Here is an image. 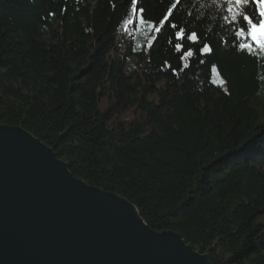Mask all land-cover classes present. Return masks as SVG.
Returning a JSON list of instances; mask_svg holds the SVG:
<instances>
[{"label": "trees", "instance_id": "obj_1", "mask_svg": "<svg viewBox=\"0 0 264 264\" xmlns=\"http://www.w3.org/2000/svg\"><path fill=\"white\" fill-rule=\"evenodd\" d=\"M221 2L0 0V125L210 264H264V53Z\"/></svg>", "mask_w": 264, "mask_h": 264}, {"label": "water", "instance_id": "obj_2", "mask_svg": "<svg viewBox=\"0 0 264 264\" xmlns=\"http://www.w3.org/2000/svg\"><path fill=\"white\" fill-rule=\"evenodd\" d=\"M0 264H210L155 232L118 195L77 180L54 151L0 125Z\"/></svg>", "mask_w": 264, "mask_h": 264}, {"label": "snow or ice", "instance_id": "obj_3", "mask_svg": "<svg viewBox=\"0 0 264 264\" xmlns=\"http://www.w3.org/2000/svg\"><path fill=\"white\" fill-rule=\"evenodd\" d=\"M213 3L216 4L217 0H213ZM136 6L137 0H132V12L134 14L137 11ZM219 7L221 11L226 13L223 20L232 29L234 46L241 53L248 55H254L257 51L264 53V0H222ZM139 11L142 13L144 10L140 9ZM171 14L172 9L170 8L169 12L165 14L164 20H167ZM164 20H161L160 23L163 24ZM139 22L145 23L143 16L139 17ZM148 27L152 28L153 24L148 23ZM156 31L159 32L160 28H156ZM176 35L180 38L185 35V32L180 29ZM187 39L193 43H199L198 35L195 32L188 34ZM179 47L180 45H177L178 49ZM199 51L201 55L207 56L213 52V49L210 44L204 43ZM186 55L191 57L193 52L189 50ZM213 71H216L215 66H213ZM220 83L223 84L224 81L221 80Z\"/></svg>", "mask_w": 264, "mask_h": 264}, {"label": "rangeland", "instance_id": "obj_4", "mask_svg": "<svg viewBox=\"0 0 264 264\" xmlns=\"http://www.w3.org/2000/svg\"><path fill=\"white\" fill-rule=\"evenodd\" d=\"M255 223H256V224H264V215L258 216V217L255 219Z\"/></svg>", "mask_w": 264, "mask_h": 264}]
</instances>
